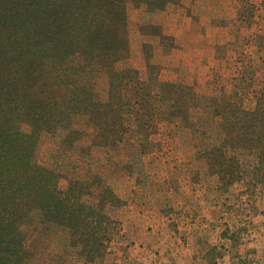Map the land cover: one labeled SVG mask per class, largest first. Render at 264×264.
Wrapping results in <instances>:
<instances>
[{
  "label": "trees",
  "instance_id": "16d2710c",
  "mask_svg": "<svg viewBox=\"0 0 264 264\" xmlns=\"http://www.w3.org/2000/svg\"><path fill=\"white\" fill-rule=\"evenodd\" d=\"M180 2L0 0V264H29L25 230L35 219L67 232L84 264L105 258L117 229L107 210L123 202L100 180L73 177L61 188V175L38 162V147L49 134L61 154L77 151L85 119L87 152L120 146L129 120L145 149L160 121L189 120L199 102L193 87L158 83L149 57L145 82L136 69L117 67L131 53L129 6L155 12ZM102 75L105 101L96 91ZM243 91L213 100L218 139L198 153L224 191L245 182L241 152L252 156L254 188L264 190V87Z\"/></svg>",
  "mask_w": 264,
  "mask_h": 264
},
{
  "label": "rangeland",
  "instance_id": "374dc122",
  "mask_svg": "<svg viewBox=\"0 0 264 264\" xmlns=\"http://www.w3.org/2000/svg\"><path fill=\"white\" fill-rule=\"evenodd\" d=\"M202 3L204 12L194 15ZM178 7L185 8L184 20L172 18ZM128 15L131 53L118 69L134 68L145 82L150 62L158 83L191 86L199 102L188 121H160L145 149L130 120L115 149L87 152L92 131L85 119L78 128L87 136L77 151L61 154L58 139L43 135L37 160L61 175V188L73 177L100 180L123 202L107 210L117 229L105 258L93 264L127 260L128 249L141 243L162 244L154 254L163 264H264V190L253 186L252 156L239 154L245 182L224 191L198 154L202 143L218 139L213 100L264 87V0H181L155 12L130 5ZM96 91L107 99L106 76L97 79ZM34 221L25 230L29 264H84L67 232Z\"/></svg>",
  "mask_w": 264,
  "mask_h": 264
},
{
  "label": "crops",
  "instance_id": "0c3cea01",
  "mask_svg": "<svg viewBox=\"0 0 264 264\" xmlns=\"http://www.w3.org/2000/svg\"><path fill=\"white\" fill-rule=\"evenodd\" d=\"M196 10H200V11H197L194 13V15H201L204 10H205V4H200L199 6H197ZM185 12V8H179L178 9H174V12H173V15H172V18L173 17H177V18H181V19H185L187 14L184 13ZM168 15V12L167 14H165V17ZM168 17V16H167ZM166 17V18H167ZM169 19V17L167 18V20ZM141 235L145 236V232H141ZM138 246V248H137ZM167 247H170L169 245H167ZM177 247V246H176ZM158 248L159 251H158ZM175 248V247H174ZM163 249V245L162 244H154V245H151V244H140V245H136L135 247H133L132 249H128V252H127V260H122L121 258H117L113 261L114 264H163V262H165L163 258H161V256H155V251H158L159 254H161V250ZM169 251H179V249L176 248L173 249L172 247L171 248H168ZM182 252H188V250H185V249H181ZM153 252V253H152ZM155 253V254H154ZM174 257V258H177V259H180L178 258V255L177 254H172V255H169V257ZM181 260V259H180ZM166 263V262H165Z\"/></svg>",
  "mask_w": 264,
  "mask_h": 264
}]
</instances>
